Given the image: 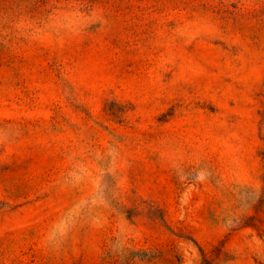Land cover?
Returning <instances> with one entry per match:
<instances>
[{"label":"rangeland","instance_id":"obj_1","mask_svg":"<svg viewBox=\"0 0 264 264\" xmlns=\"http://www.w3.org/2000/svg\"><path fill=\"white\" fill-rule=\"evenodd\" d=\"M0 264H264V0H0Z\"/></svg>","mask_w":264,"mask_h":264}]
</instances>
